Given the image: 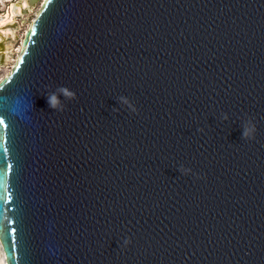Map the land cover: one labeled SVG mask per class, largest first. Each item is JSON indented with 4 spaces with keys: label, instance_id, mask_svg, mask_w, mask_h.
I'll use <instances>...</instances> for the list:
<instances>
[{
    "label": "water",
    "instance_id": "obj_1",
    "mask_svg": "<svg viewBox=\"0 0 264 264\" xmlns=\"http://www.w3.org/2000/svg\"><path fill=\"white\" fill-rule=\"evenodd\" d=\"M20 43L5 264H264V0H44Z\"/></svg>",
    "mask_w": 264,
    "mask_h": 264
},
{
    "label": "bare ground",
    "instance_id": "obj_2",
    "mask_svg": "<svg viewBox=\"0 0 264 264\" xmlns=\"http://www.w3.org/2000/svg\"><path fill=\"white\" fill-rule=\"evenodd\" d=\"M14 0H0V11L2 10V14H0V29L4 32V34L0 33V63H4L9 58V53L6 51L5 48H7L8 42L11 40L10 37H15L14 31H12V26L14 24V19L20 18L23 22L21 16L23 13H28V10L32 7V3L28 4L27 0H20L19 3H17V8H14ZM44 3V0L41 1V5ZM31 24L28 25V28L26 29L25 33L29 30ZM6 29V30H4ZM12 35V36H11ZM24 37V36H23ZM23 37L20 39V42L22 41ZM10 49V47L8 46ZM17 53L15 55V61L13 62V67L16 64L21 50L22 46L21 43L16 48ZM11 51V50H10ZM8 73H6L5 76H3L0 81L7 77ZM0 264H5V260L3 257V253L0 248Z\"/></svg>",
    "mask_w": 264,
    "mask_h": 264
},
{
    "label": "clouds",
    "instance_id": "obj_3",
    "mask_svg": "<svg viewBox=\"0 0 264 264\" xmlns=\"http://www.w3.org/2000/svg\"><path fill=\"white\" fill-rule=\"evenodd\" d=\"M60 97H63V100H61ZM46 99L49 107L52 110L63 112L65 111L66 108L65 101L71 102L76 100L77 97L76 94L73 91H71L69 88L61 86L58 87L55 92H48V94L46 95ZM121 102L126 105L129 103L128 100L123 97H121ZM136 111L137 110L135 108H132L133 113H136ZM255 132H256V126L250 121L249 125L245 126L243 131L244 140H254ZM179 171L185 176L191 174V169L185 168L183 166L179 168ZM197 179H201V177L197 176ZM131 243H132L131 238H126L123 240L124 247L129 246Z\"/></svg>",
    "mask_w": 264,
    "mask_h": 264
},
{
    "label": "rangeland",
    "instance_id": "obj_4",
    "mask_svg": "<svg viewBox=\"0 0 264 264\" xmlns=\"http://www.w3.org/2000/svg\"><path fill=\"white\" fill-rule=\"evenodd\" d=\"M19 1L20 0H14V2L12 3H19ZM41 1L42 0H36L30 10H28V13H23V15L21 16L23 22L20 18L14 19L15 22L11 30L14 31L15 37H12V40L9 41L12 46V48L10 49L11 51H9V58L4 63H0V79L5 76L6 73L9 74L11 72L13 68V62L15 61V55L17 53L16 48L20 43V39L25 35V31L28 28V25L32 23V21L38 14L41 8ZM0 14L2 13L0 12Z\"/></svg>",
    "mask_w": 264,
    "mask_h": 264
},
{
    "label": "flooded vegetation",
    "instance_id": "obj_5",
    "mask_svg": "<svg viewBox=\"0 0 264 264\" xmlns=\"http://www.w3.org/2000/svg\"><path fill=\"white\" fill-rule=\"evenodd\" d=\"M14 8H17V3H15ZM0 12L3 13L2 10H1ZM0 33H1V34H4V32L1 31V29H0ZM11 40H12V37H11ZM8 46L10 47V49L12 48L11 43L8 42V44H7V48H5V52L7 51L8 53H10V52H9L10 49L8 48Z\"/></svg>",
    "mask_w": 264,
    "mask_h": 264
}]
</instances>
